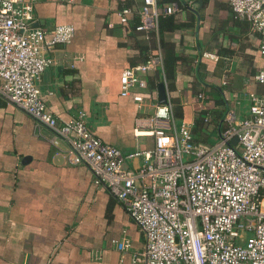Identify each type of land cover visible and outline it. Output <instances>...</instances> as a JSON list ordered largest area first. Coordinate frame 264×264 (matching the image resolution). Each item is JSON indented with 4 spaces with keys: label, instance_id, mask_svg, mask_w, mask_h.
Segmentation results:
<instances>
[{
    "label": "crops",
    "instance_id": "obj_1",
    "mask_svg": "<svg viewBox=\"0 0 264 264\" xmlns=\"http://www.w3.org/2000/svg\"><path fill=\"white\" fill-rule=\"evenodd\" d=\"M142 1L35 0L31 12L32 24L45 29L73 26L67 42L45 51L54 62L36 82L47 108L59 121L82 110L88 129L117 146L128 167L142 162L141 155L128 153L153 146L149 129H134V119L161 103L159 83L175 123L187 122L193 135L195 119L201 122L207 113L200 137L208 126L218 128L213 120L222 108L220 118L226 108L240 118L247 114V93L264 92L254 79L264 65L260 36L246 18L233 15L229 0H159V9L171 4L173 10L159 15L160 28L139 30ZM123 5L131 10L126 23L117 15ZM168 20L177 25L168 28ZM149 61L137 72L145 86L121 95L120 71ZM223 74L230 83L220 82ZM52 135L0 96V264H131V252L144 242L138 225L84 163L65 160L50 143Z\"/></svg>",
    "mask_w": 264,
    "mask_h": 264
},
{
    "label": "built area",
    "instance_id": "obj_2",
    "mask_svg": "<svg viewBox=\"0 0 264 264\" xmlns=\"http://www.w3.org/2000/svg\"><path fill=\"white\" fill-rule=\"evenodd\" d=\"M34 1L0 0V96L30 115L37 128L51 129L49 141L65 160L84 163L93 181L104 184L125 208L144 237L142 248L131 252V264H264V92L247 93V114L240 118L225 109L214 143L196 139L187 122L176 124L169 102L154 103L150 114L134 119V129H149L153 146L126 155H141V164L123 166L121 150L88 129L82 110L59 121L43 101L36 81L54 62L45 51L67 42L73 26L33 25ZM229 5L259 34L258 50L264 55V0H229ZM173 8L166 4L159 9L158 0H143L135 29L156 28L159 15ZM130 11L125 5L117 9L121 23ZM151 62L120 71L121 95L129 94L131 86H145L137 72ZM254 79L264 85V65ZM230 81L221 75L222 84ZM132 98L140 101L142 95L133 93ZM196 99L202 101V92ZM201 120L208 121L207 113ZM127 245L123 240L122 246Z\"/></svg>",
    "mask_w": 264,
    "mask_h": 264
},
{
    "label": "trees",
    "instance_id": "obj_3",
    "mask_svg": "<svg viewBox=\"0 0 264 264\" xmlns=\"http://www.w3.org/2000/svg\"><path fill=\"white\" fill-rule=\"evenodd\" d=\"M158 2H159V0H158ZM168 21H170V20H168ZM161 25H162V24H161V18L159 17V18H158L157 27L160 28ZM176 25H177V22H174L173 20H171V21L169 22V24H167L166 26H167L168 28H173V27H175ZM222 111H223V108H222ZM222 111H220L219 115H218L217 117H215V119L213 120L214 125H215V124H218V122H219V120H220V116H221ZM201 122H202V120H201ZM201 122H200V120L195 119V121H194V126H193V129H192L193 132H197V133H195V134H199V135H200L201 127H202L204 124H206V123H204V124L201 125ZM203 134H204V133H203Z\"/></svg>",
    "mask_w": 264,
    "mask_h": 264
},
{
    "label": "rangeland",
    "instance_id": "obj_4",
    "mask_svg": "<svg viewBox=\"0 0 264 264\" xmlns=\"http://www.w3.org/2000/svg\"><path fill=\"white\" fill-rule=\"evenodd\" d=\"M209 129H211L210 131H207V133L202 134V137H200L199 134H194L193 136L196 139H202L205 140L208 143H214L218 140V134L216 132V130H212V126H208Z\"/></svg>",
    "mask_w": 264,
    "mask_h": 264
},
{
    "label": "water",
    "instance_id": "obj_5",
    "mask_svg": "<svg viewBox=\"0 0 264 264\" xmlns=\"http://www.w3.org/2000/svg\"><path fill=\"white\" fill-rule=\"evenodd\" d=\"M158 96H159V101L160 102H165L166 101V97H165V93L163 91V84L162 83L158 84ZM235 141H236V137H233L230 140L231 143H234Z\"/></svg>",
    "mask_w": 264,
    "mask_h": 264
}]
</instances>
